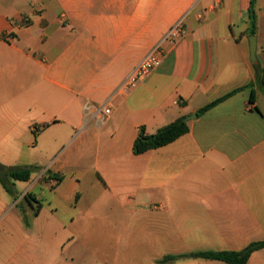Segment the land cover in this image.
Returning a JSON list of instances; mask_svg holds the SVG:
<instances>
[{
	"label": "crops",
	"instance_id": "1",
	"mask_svg": "<svg viewBox=\"0 0 264 264\" xmlns=\"http://www.w3.org/2000/svg\"><path fill=\"white\" fill-rule=\"evenodd\" d=\"M250 7L251 0H0V138L60 125L80 137L86 120L93 123L85 106L110 104L112 136L95 171L112 197L136 192L128 199L173 213L170 230L194 235L177 255L264 240V89L255 82V66L264 68V0H255L256 64ZM181 19L182 37L164 41ZM7 32L11 43L3 40ZM160 43L162 66L135 90L121 91ZM188 117L189 132L177 141L133 153L140 127L154 134ZM55 178L64 183L61 174ZM74 238L44 235L45 247L33 248L30 237L12 234L0 264H91L81 261ZM247 264H264V248Z\"/></svg>",
	"mask_w": 264,
	"mask_h": 264
},
{
	"label": "rangeland",
	"instance_id": "2",
	"mask_svg": "<svg viewBox=\"0 0 264 264\" xmlns=\"http://www.w3.org/2000/svg\"><path fill=\"white\" fill-rule=\"evenodd\" d=\"M85 125L88 132L76 138L61 125L33 134L26 127L13 141L0 138V250L12 234L30 237L33 248H43L44 235L67 231L84 251L81 261L91 264H226L193 252L177 255L194 235L183 238L177 229L170 230L167 219L173 213L165 207L129 200L136 194L132 191L112 197L95 171L111 139L112 123L89 124L87 119ZM25 166L40 167L29 182L6 176L5 167ZM58 174L64 179L61 185L55 181ZM167 256L179 258L162 263Z\"/></svg>",
	"mask_w": 264,
	"mask_h": 264
},
{
	"label": "trees",
	"instance_id": "3",
	"mask_svg": "<svg viewBox=\"0 0 264 264\" xmlns=\"http://www.w3.org/2000/svg\"><path fill=\"white\" fill-rule=\"evenodd\" d=\"M249 15L251 19L252 29L251 33L255 34V24H256V11H255V0H251V7L249 10ZM256 84L259 88L264 89V68L257 64L255 66ZM253 84H249L250 86ZM240 89L235 90L215 101L206 105L198 111V114H203L223 102L227 98L233 96ZM189 132V125L184 118H180L162 128H160L154 134H148L144 127L139 128V134L133 145V153L135 155H141L147 153L151 150H157L159 148L168 146L173 142L177 141L182 136ZM6 176H10L15 180L29 182L32 175L40 171L38 166H25V167H5ZM9 190V188H6ZM27 197H31V194H26ZM264 248V240L254 241L248 244L241 250H221V251H202L195 254V256L204 258L211 261L224 262L226 264H247L250 256ZM177 256H167L162 263L174 262L177 260Z\"/></svg>",
	"mask_w": 264,
	"mask_h": 264
},
{
	"label": "built area",
	"instance_id": "4",
	"mask_svg": "<svg viewBox=\"0 0 264 264\" xmlns=\"http://www.w3.org/2000/svg\"><path fill=\"white\" fill-rule=\"evenodd\" d=\"M30 3H35L36 0H28ZM201 0H191L193 5H196ZM35 10V4L33 5ZM24 26H29L31 18L29 15L21 17ZM185 26L183 19L179 20L173 25V27L167 33L165 40L175 42L180 39L183 35ZM3 40L7 43H11L14 40L12 33H4ZM163 41V42H164ZM167 56V52L162 46V43L157 45L128 75L126 80L121 86V91L131 92L139 87L148 77H150L155 71H157L163 64ZM85 115L90 116L93 122L98 125H103L113 115V109L110 104H104L102 106L89 105L87 104L84 109Z\"/></svg>",
	"mask_w": 264,
	"mask_h": 264
},
{
	"label": "water",
	"instance_id": "5",
	"mask_svg": "<svg viewBox=\"0 0 264 264\" xmlns=\"http://www.w3.org/2000/svg\"><path fill=\"white\" fill-rule=\"evenodd\" d=\"M250 54H251V60L254 64L258 62L257 58V37L255 35L250 36ZM197 114H194V117H196ZM190 117L186 118L185 121H189Z\"/></svg>",
	"mask_w": 264,
	"mask_h": 264
}]
</instances>
